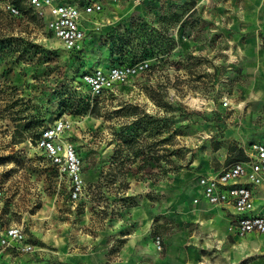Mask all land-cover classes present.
<instances>
[{
	"label": "rangeland",
	"instance_id": "1",
	"mask_svg": "<svg viewBox=\"0 0 264 264\" xmlns=\"http://www.w3.org/2000/svg\"><path fill=\"white\" fill-rule=\"evenodd\" d=\"M7 1L0 0V221L21 225L33 249L8 247L0 264H247L234 255L244 237L193 198L201 167L218 166L226 135L264 137V6L99 0L86 41L70 51L46 15L26 0L22 15H10ZM139 60L147 68L106 96L92 99L79 78ZM60 116L81 162L75 199L33 142Z\"/></svg>",
	"mask_w": 264,
	"mask_h": 264
},
{
	"label": "built area",
	"instance_id": "2",
	"mask_svg": "<svg viewBox=\"0 0 264 264\" xmlns=\"http://www.w3.org/2000/svg\"><path fill=\"white\" fill-rule=\"evenodd\" d=\"M27 6L37 15L47 16V29L64 48L80 49L86 41L90 24L101 9L99 0L77 4L69 0H26ZM6 11L13 16L22 15L12 0L5 3ZM148 62L115 63L106 67L95 66L81 73V83L92 99L106 96L115 87L128 83L133 76L145 70ZM69 122L63 116L41 128L33 142L49 160L60 176L69 182L70 198L75 199L83 189L80 157L68 139ZM30 142V141H29ZM31 143V142H30ZM197 202L203 198L210 205H222L234 212L231 228L239 236L264 234V206H256V192L264 186V141H253L248 146L247 157L234 160L216 171L196 177ZM154 246L161 249L159 235L153 237ZM11 247L31 251L21 225H5L0 221V252Z\"/></svg>",
	"mask_w": 264,
	"mask_h": 264
},
{
	"label": "crops",
	"instance_id": "3",
	"mask_svg": "<svg viewBox=\"0 0 264 264\" xmlns=\"http://www.w3.org/2000/svg\"><path fill=\"white\" fill-rule=\"evenodd\" d=\"M256 2L261 3L262 6H264V0H256ZM226 137L228 138L227 139L224 138L222 142L220 143V147H219L220 155L217 156L218 166L215 164L211 165L210 163H207L208 162L207 161L206 164L203 165V167H201L202 171L198 175L216 171L220 169L221 167H223L224 165L228 164L229 162H227L225 158L228 155V146L230 144H236L238 147L242 149V152L244 154V157H240V158L236 157L231 160V161H234V160H243L247 157L248 146L251 140L252 141H264V137L258 140L259 138L258 135L244 136L242 134H230V135H226ZM245 142L249 144L247 143L245 144ZM195 184H196V179H195ZM255 203L257 207L264 206V186H260L257 189ZM198 204H199V207H205L206 205L213 207L214 210L217 211L216 218L219 224L222 226L228 225V227H231L232 221L235 216L232 209L224 207L222 205H210L207 202H205L203 198L198 199ZM229 233L232 236H235L238 238L244 237L242 243L237 244L234 249V255L236 259H238L239 257L240 259L243 257H247L249 258L247 264H264V234H247L244 236H239L238 234H236L233 228H230ZM250 240H255V243L252 244ZM232 251H233L232 249H228V251L226 250V252H228L229 255L232 254ZM3 252L4 251L0 252V257L2 256Z\"/></svg>",
	"mask_w": 264,
	"mask_h": 264
},
{
	"label": "trees",
	"instance_id": "4",
	"mask_svg": "<svg viewBox=\"0 0 264 264\" xmlns=\"http://www.w3.org/2000/svg\"><path fill=\"white\" fill-rule=\"evenodd\" d=\"M13 1V3L16 5V6H18L20 9H21V11L24 13L25 12V10H26V8H24L22 5H21V3L19 2V0H12ZM51 32V31H50ZM119 63H121V62H119ZM123 63H125V62H123ZM127 63V62H126ZM80 76H81V74H80ZM80 76H79V78H80ZM81 81V80H80ZM18 134H19V138L17 139V140H15L16 142H21L23 139H24V137H23V132L22 131H19V130H15ZM236 157H244V154H243V152H242V149L240 148V147H238L236 144H230L229 146H228V155L226 156V161L227 162H230L233 158H236Z\"/></svg>",
	"mask_w": 264,
	"mask_h": 264
},
{
	"label": "bare ground",
	"instance_id": "5",
	"mask_svg": "<svg viewBox=\"0 0 264 264\" xmlns=\"http://www.w3.org/2000/svg\"><path fill=\"white\" fill-rule=\"evenodd\" d=\"M250 242H251L252 244H254V243H255V240H250Z\"/></svg>",
	"mask_w": 264,
	"mask_h": 264
}]
</instances>
